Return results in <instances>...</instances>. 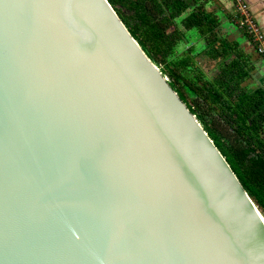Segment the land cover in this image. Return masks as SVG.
<instances>
[{
	"label": "water",
	"instance_id": "obj_1",
	"mask_svg": "<svg viewBox=\"0 0 264 264\" xmlns=\"http://www.w3.org/2000/svg\"><path fill=\"white\" fill-rule=\"evenodd\" d=\"M0 264H264V215L109 0H0Z\"/></svg>",
	"mask_w": 264,
	"mask_h": 264
},
{
	"label": "trees",
	"instance_id": "obj_2",
	"mask_svg": "<svg viewBox=\"0 0 264 264\" xmlns=\"http://www.w3.org/2000/svg\"><path fill=\"white\" fill-rule=\"evenodd\" d=\"M109 1L197 115L264 215V89L247 90L242 85L250 70L245 56L238 52L239 39L228 41L220 37L216 30L218 19L200 7L186 17L184 25L203 37L202 51L195 54L223 65L211 78L198 66L195 55L172 58L182 35L169 26L176 15L198 0Z\"/></svg>",
	"mask_w": 264,
	"mask_h": 264
},
{
	"label": "rangeland",
	"instance_id": "obj_3",
	"mask_svg": "<svg viewBox=\"0 0 264 264\" xmlns=\"http://www.w3.org/2000/svg\"><path fill=\"white\" fill-rule=\"evenodd\" d=\"M198 0L195 4L192 3L180 14L176 15L173 22L170 24V30H176L182 35V39L178 42L172 51V58L176 55L178 57L185 56V54L195 55L198 60V66L201 67L212 78L223 68L220 61L212 60L209 57H203L195 54L198 50L202 51L203 37L197 34L196 30L186 27L184 21L186 17L193 11L194 8L200 7L205 13H210L211 16L218 19V26L216 30L220 37L225 38L228 41H236L237 38H242L239 43L238 52L243 56H248L249 62L246 61L248 69L251 67V58L261 57L264 59V54L260 52V47L264 45V27L259 21L258 13L254 5L264 0ZM195 5V7H193ZM248 17L250 20H247ZM227 21L236 25L238 31L231 30L226 27ZM251 24L255 26L251 27ZM257 28V37L251 28ZM245 33V34H244ZM256 33V32H255ZM185 35V37L183 36ZM263 37V40L260 37ZM244 40H247L244 42ZM262 40V43L259 41ZM199 53V52H198ZM169 57V56H168ZM169 58V59H172ZM157 64V63H156ZM248 64L250 66H248ZM159 66V65H158ZM161 69V66H159ZM254 70H251L252 72Z\"/></svg>",
	"mask_w": 264,
	"mask_h": 264
},
{
	"label": "crops",
	"instance_id": "obj_4",
	"mask_svg": "<svg viewBox=\"0 0 264 264\" xmlns=\"http://www.w3.org/2000/svg\"><path fill=\"white\" fill-rule=\"evenodd\" d=\"M254 7L257 10V12L261 10V13H258L257 16H259V21H260L261 25L264 27V5L262 2H259V3L255 4ZM225 26L230 28L231 30L236 29L238 31L236 25L230 23V21H227ZM237 39H239V41H240L242 38H237ZM245 41H247V40H244V42ZM248 56H245V60L247 62H249ZM250 60H252V61H251V66L249 65L251 67L249 70L250 71L254 70V71L250 72L249 77L243 82L242 85L247 90L248 89H256V88H263L264 89V59L261 57H257V58H253V59L251 58Z\"/></svg>",
	"mask_w": 264,
	"mask_h": 264
},
{
	"label": "built area",
	"instance_id": "obj_5",
	"mask_svg": "<svg viewBox=\"0 0 264 264\" xmlns=\"http://www.w3.org/2000/svg\"><path fill=\"white\" fill-rule=\"evenodd\" d=\"M247 20H250V18L248 17V19H247ZM253 26H255V25H254V24H251V27H253ZM253 30L256 32V33L254 32V34H255V36L257 37V35H258V32H257V30H258V29H257L256 27H255V28H253V29L251 28V32H253ZM260 39H262V40H263V37L261 36V37H260ZM262 40H259V41L262 43ZM259 50H260V52H261V53H263V54H264V45H263V44H262V47H260V49H259Z\"/></svg>",
	"mask_w": 264,
	"mask_h": 264
}]
</instances>
